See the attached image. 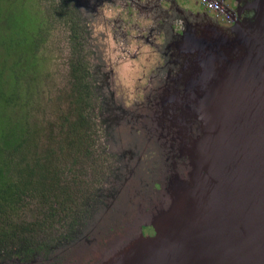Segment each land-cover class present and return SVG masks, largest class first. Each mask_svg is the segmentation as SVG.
I'll list each match as a JSON object with an SVG mask.
<instances>
[{"label":"water","instance_id":"obj_1","mask_svg":"<svg viewBox=\"0 0 264 264\" xmlns=\"http://www.w3.org/2000/svg\"><path fill=\"white\" fill-rule=\"evenodd\" d=\"M219 1L229 27L171 3L145 97L167 168L140 226L154 234L108 244L98 264H264V0Z\"/></svg>","mask_w":264,"mask_h":264},{"label":"rangeland","instance_id":"obj_2","mask_svg":"<svg viewBox=\"0 0 264 264\" xmlns=\"http://www.w3.org/2000/svg\"><path fill=\"white\" fill-rule=\"evenodd\" d=\"M176 1L187 10L202 12V8L196 2ZM13 2L14 0H0V36L10 34L9 27H13L18 21L12 12L14 13L15 8L18 10L19 4L17 2L12 4ZM226 3L232 5V1ZM21 5L26 7L33 20L40 18L33 23L36 30L34 32L33 27L32 32L37 46L33 55L41 62L35 86L39 92V100L37 107L33 102L28 108L30 114L34 111L32 122L38 124L40 131L33 139L34 144L28 148L26 161L21 154H14L12 149H7L5 155L9 158L6 161L10 164V167L6 168L8 173L9 170L16 173V164H19L18 167H24L26 162L31 165L37 155L49 153L50 149L46 150L49 144L47 123L62 111L66 114V101H69L63 100L64 91L69 88L70 80L68 73L70 55L66 32L60 25H53L47 19L44 4L38 1H25ZM80 10L82 13V8ZM99 11L100 9L95 10L97 17ZM82 14L87 16L85 13ZM4 15L5 17H2ZM96 16L86 17V20H93ZM43 21L46 23L41 24ZM218 23L225 27L230 26L219 21ZM25 30L29 31L30 27ZM104 33L103 37H99L103 43L101 49H95V52L89 50L91 53L88 54L90 81L97 86L99 97L101 94L105 99L101 105L96 100L93 115L95 131H98L99 138L96 145L93 144L91 148L92 154L83 159L75 173L71 171L74 176L67 174L66 169L60 175L62 180L59 184L66 187L67 194L74 201L65 202L70 216H55L50 222L48 236L38 231L34 236L32 234L26 236L31 248L45 245L41 250L33 252L44 264H98L108 244L123 243L130 235L139 231H145L147 235L151 233L149 229L143 230L140 226L147 223L149 213L159 204L162 196L157 192L155 185L161 184L167 175L164 164L166 158L156 144L158 141L155 138L159 133L157 122L145 99L148 88L150 90L152 85H157L159 78L157 70L149 71L142 57L135 61L127 55L118 54L114 47L117 49L119 45L106 37L105 30ZM133 45L144 49V44L140 42ZM149 50L152 51V48ZM4 51L0 49V71L2 70L6 85L10 83L7 77L11 74L6 68L11 67L10 69L15 70L14 64L18 58L13 55L4 56ZM157 59L155 56L151 60V68H154ZM113 66L117 74L116 79L110 76V69ZM16 69H19V66ZM134 69L136 75H133ZM21 85L23 88L24 82H21ZM67 116L72 117V114ZM59 131L57 128L56 133H60ZM26 146L23 143L21 150ZM92 164H96L97 168H93ZM81 167L85 169L82 173L78 171ZM57 168L63 169L62 165H56ZM76 181H79L78 184ZM158 189L161 190V186ZM66 198L67 196H63L62 199ZM86 200L89 201L87 214ZM44 201L36 193L34 197L26 199L25 205L17 211L16 223H19V219H24L27 223L46 221L50 217V205ZM73 216L78 219V224L75 223ZM3 231L11 232L8 228ZM17 237L18 232L14 239ZM51 258L53 260H49ZM3 261L6 259H0V263Z\"/></svg>","mask_w":264,"mask_h":264},{"label":"trees","instance_id":"obj_3","mask_svg":"<svg viewBox=\"0 0 264 264\" xmlns=\"http://www.w3.org/2000/svg\"><path fill=\"white\" fill-rule=\"evenodd\" d=\"M23 1H38L44 4L47 19H58L59 24L61 20L69 17L65 24L72 22L69 28L71 31L74 30V11L73 9H66L67 6L64 0ZM16 2L19 4L18 10L15 8L12 15L18 18V21L13 27H9L10 34L0 36V49L7 50L3 52V55L7 57L13 55L18 58L14 64L16 66L15 70L10 69L11 67L6 68L11 73L7 77L10 83L4 85L3 73L2 70L0 71V259L11 254L13 250H17L16 252L23 254L25 257L36 250H41L45 245L31 248L28 243L29 239L26 236L31 234L34 236L37 231L48 236L51 220L55 216L61 217L64 215L69 217L65 202L67 200L74 202L67 194L66 187L59 184V181L62 180L60 175L63 174L65 169H56L55 165L56 162L61 164L62 160L64 161L62 144L58 145V153L49 150V153L37 155L31 165L26 162L24 167H18L19 164H16V173L9 170L12 176L9 175L6 169L10 167V164L6 161L9 158L8 155H5L7 149H12L14 154H21L20 156L26 161L28 148L34 144L33 139L40 131L38 124L32 122L35 116L34 111L30 114L28 110L33 102L36 103L37 107L39 100V92L35 86L39 77L41 62H38L33 55L34 48L37 47L34 33H32L35 20L28 14L29 11L26 7L21 5L24 2L14 0L12 4ZM5 15L2 17H5ZM42 18L45 20L43 16ZM29 27L30 30L26 31L25 29ZM17 66H19V69H16ZM70 71V78L72 79V81L70 80V84H72L71 95L69 96L71 99L70 112L74 115V118L71 119V116L60 112L59 115L52 118V121L47 123L49 144L46 150L51 148L50 143L54 141L56 129L62 125L60 124L61 120L64 119L69 122L70 130L76 132V134L90 131L93 125L92 119L88 115L92 95L86 82L88 70L85 67L81 68L80 65L76 66L70 63ZM34 78L36 80H33ZM21 82H24L23 88ZM23 143L27 146L21 150ZM72 149L74 151L76 145H73ZM35 193L39 198L45 200L44 203H49L50 213H48L50 217L41 223H27L24 219H19V223H16L17 211L25 205V200L34 197ZM63 196H67V198L62 199ZM54 204H56L55 207ZM5 228L10 229L11 232L3 231ZM16 232H18V237L14 239ZM15 245H18V247L15 248Z\"/></svg>","mask_w":264,"mask_h":264},{"label":"flooded vegetation","instance_id":"obj_4","mask_svg":"<svg viewBox=\"0 0 264 264\" xmlns=\"http://www.w3.org/2000/svg\"><path fill=\"white\" fill-rule=\"evenodd\" d=\"M58 1V0H57ZM66 4V9H73L74 11V30H70V26L72 22H68L67 19L61 20L59 24V20L52 18L50 19L51 24L61 26L66 32V39L69 46V79L70 78V63L74 65H80L81 68L85 67L88 70L87 73V86L89 91L91 92V108L89 110V116L92 119V127L90 131L86 133H78L72 132L70 129L69 122H66L64 119L60 121V125L58 128L60 129V133L54 134V141H51L50 148L52 151L59 152V144L63 145V154L64 161L62 160L61 164L56 162L55 165H62L64 169H66L69 175L71 171L75 173L76 168L83 162V159L89 157L92 154L91 148L93 144L96 145L99 135L98 131H95V122H94V109L96 100L103 104L105 99L102 95L98 94V88L90 81V71H89V50L101 49L103 43L99 40V37L104 36V30L106 32V37L111 39L116 44L119 45L114 47L116 52L121 55V53L128 58L134 59L135 61L143 58L145 61L146 68L154 72L158 68L163 66V59L158 52L163 45L165 40V32L167 31V25L170 22L169 16L172 12L170 7L173 0H64ZM176 1V0H175ZM177 2V1H176ZM57 4V3H56ZM178 4V2H177ZM179 5V4H178ZM51 6V5H49ZM79 6V7H78ZM181 6V4H180ZM50 9L52 7H49ZM82 8V13H85L87 16H83L80 12ZM88 12H85V10ZM65 9V7H64ZM65 9V10H66ZM68 9V10H69ZM96 9H100L99 17L96 16ZM96 16L93 20L87 21L86 17ZM92 19V18H91ZM40 20L38 17L36 19ZM35 21V22H36ZM46 23V21L41 22V24ZM36 25L34 24V32L36 30ZM173 30L176 33H180L181 29L177 25H173ZM120 39V41H118ZM118 41V42H117ZM142 43L144 44V49L141 50L138 46L134 47V43ZM134 47L133 49H131ZM139 48V49H138ZM152 48V51L149 49ZM91 53V52H90ZM157 56L154 68L151 66V60ZM87 72V71H86ZM133 75H136V70L134 69ZM145 73V72H144ZM110 76H113L115 79L117 74L115 73L114 66L110 69ZM69 80V88L67 87L64 91V100H69L67 102V113L65 115H69V109L71 107V87ZM94 85V86H93ZM143 89V88H142ZM71 111V109H70ZM63 113V111H62ZM64 114V113H63ZM74 118L72 115L71 119ZM52 121V119L50 120ZM57 136V137H56ZM76 145V149L73 151L72 147ZM71 151V152H70ZM58 155V154H57ZM93 168H97L96 164L91 165ZM85 167V165H83ZM85 169L82 167L78 170L79 172H83ZM79 175V174H78ZM79 181H76L78 184ZM73 184V183H71ZM155 188H159V185L156 184ZM86 214L89 209V201L86 200ZM84 212V210H83ZM74 217V216H73ZM77 220L74 217V221L76 224ZM73 221V220H72ZM74 226V225H73ZM142 229H149L151 231L148 235H153L154 231L151 227H143ZM143 235L145 231L142 232ZM17 250H13L11 254H8L6 257V261H3L0 264H44L40 259L36 258L35 253H31L27 257L23 256V254H19L16 252ZM44 260V259H43ZM53 260V258L49 259Z\"/></svg>","mask_w":264,"mask_h":264},{"label":"built area","instance_id":"obj_5","mask_svg":"<svg viewBox=\"0 0 264 264\" xmlns=\"http://www.w3.org/2000/svg\"><path fill=\"white\" fill-rule=\"evenodd\" d=\"M196 2L202 8V11L207 12L222 24L231 25V14L234 12L232 5H228L226 2L219 0H191Z\"/></svg>","mask_w":264,"mask_h":264}]
</instances>
